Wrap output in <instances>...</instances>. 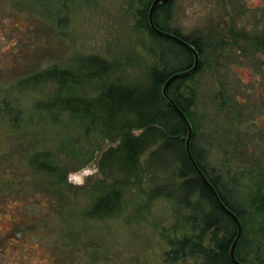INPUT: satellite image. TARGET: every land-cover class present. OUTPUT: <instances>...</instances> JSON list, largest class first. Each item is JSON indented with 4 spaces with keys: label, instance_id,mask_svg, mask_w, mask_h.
<instances>
[{
    "label": "rangeland",
    "instance_id": "obj_1",
    "mask_svg": "<svg viewBox=\"0 0 264 264\" xmlns=\"http://www.w3.org/2000/svg\"><path fill=\"white\" fill-rule=\"evenodd\" d=\"M152 1L0 0V264H171L164 254L184 238L216 252L225 234L205 228L203 220L217 214L198 192L184 201L176 161L154 155L161 141L144 151L129 176L121 154L110 166L100 164L106 151L120 146L121 131L36 108L58 95L94 100L106 87L121 85L135 90L137 99L119 124L164 109L163 87H152V73L181 72L190 58L149 32L142 13L148 17ZM169 3L168 14L159 11L155 21L201 53L196 73L174 85L180 102L188 104L190 146L217 190L246 210L247 176L260 172L258 160L264 162V133L252 124V107L244 109V124L238 120L235 97L243 93L232 72L234 53L230 46L219 48L218 40L232 24L264 29V0ZM90 56L114 69L103 80L84 78L63 88L33 78L52 67L78 75L81 60ZM45 152L59 174L30 165ZM111 188L121 193L120 208L88 217L94 201ZM249 226L238 259L264 264V243ZM203 260L197 254L172 264Z\"/></svg>",
    "mask_w": 264,
    "mask_h": 264
},
{
    "label": "trees",
    "instance_id": "obj_2",
    "mask_svg": "<svg viewBox=\"0 0 264 264\" xmlns=\"http://www.w3.org/2000/svg\"><path fill=\"white\" fill-rule=\"evenodd\" d=\"M170 3L166 5H159L156 7L153 13V22L155 26L163 31L169 32L172 35L179 38L175 32L167 31L161 27L158 22L155 21L156 15L159 11H165L168 14V8ZM142 21H147V16H145V11L142 13ZM146 24V23H145ZM144 24V26H145ZM148 30L155 37L159 38L163 43L173 44L178 46L182 53L188 55L191 58V54L188 53L181 45L179 46L171 39H166L161 36H157L153 33L149 26ZM187 42L184 38L180 37ZM196 50H198L197 45L191 42ZM189 65L182 70L188 69ZM79 74L74 75L68 70H61L56 67L47 69L41 74L34 75L35 80H54L58 84L59 88H63L67 85L79 84L81 79H90V80H103L104 76L107 73L111 72L114 67L113 64L102 60L99 57H84L79 64ZM176 72V71H175ZM173 74V73H172ZM151 85L156 90H160L163 84L170 78L171 73L166 71H159L152 73ZM181 80H176L171 82L169 87L166 89L167 97L172 99L177 107L182 111V113L187 117L190 122V117L188 116V104L181 103L179 96H176L177 87L174 86L177 82ZM136 91L131 88H126L121 85L117 86H108L100 96L96 97L94 100H87L80 97H62L58 95L52 100L39 103L36 108L39 111H45L51 115L57 113L69 112L72 115H76L81 119L88 120L91 125L100 124L101 127L106 132L121 131L122 139L121 144L118 148H110L106 151L100 161L101 167L110 166L120 154L123 157L124 165L123 170L129 176L132 175L133 167L137 164L138 158L149 149L152 144L157 141H161V144L155 149L154 155L157 159H161V156L170 157L175 160L177 163V168L175 169V174L178 178H181L183 181L179 185V190L183 191L185 194L184 201L186 200L189 193H199L200 197L206 203H210L213 209V212L217 214V217L209 216L203 220L204 227L213 226L217 232L222 231L225 235L224 238L216 244V252L209 251L204 248L200 242L192 241L191 239H181L178 241H173L170 243V249L164 254V261L166 263H177L179 260H184L189 256H194L197 254H202L204 260L202 264H232L228 255V251L232 246V242L236 237L235 226L232 219L213 201L211 193L199 180L197 173L193 170L191 161L188 159L186 150H185V138L187 135V128L184 123V120L180 118L176 110L173 107H170L167 100H165L164 109L160 111L152 112L148 115H140V118L135 124H119V119L122 114L129 110L135 104L136 101ZM135 129L140 131L139 135L131 133ZM192 150V158L195 160L199 166V160L197 158L192 145L190 146ZM158 154H162L161 156ZM163 156V157H164ZM30 165L44 173H49L52 175L59 174L58 167H54L49 162L48 153H39L34 155V159L31 160ZM200 168V167H199ZM203 170V169H202ZM205 175V174H204ZM206 176V175H205ZM206 178H208L206 176ZM209 180V178H208ZM211 181L212 185L217 189V182ZM164 194L168 195L167 192ZM221 201L231 210V202H228L224 195L220 192ZM122 203V196L118 189L111 188L101 194V196L96 199L93 205L90 207L89 212L87 213L88 217L101 218L102 216L111 215L113 212L117 211ZM235 255L238 259L237 248L235 249ZM242 263L246 262L244 259H238Z\"/></svg>",
    "mask_w": 264,
    "mask_h": 264
},
{
    "label": "flooded vegetation",
    "instance_id": "obj_3",
    "mask_svg": "<svg viewBox=\"0 0 264 264\" xmlns=\"http://www.w3.org/2000/svg\"><path fill=\"white\" fill-rule=\"evenodd\" d=\"M238 27L239 25L232 24V29L227 31V33H224L225 37L222 38L224 34H220L218 47L223 49L225 45L230 46L234 53L232 72L235 73L236 82L240 83V91L243 93L242 95H236L235 97V104L237 105L236 115L240 124H244L245 115H243V112L245 107H252L254 111L251 115L252 117L254 116L252 124L258 129V131L264 133V29L251 31L246 29L239 30ZM189 44L192 43L190 42ZM197 53L199 55V63L201 66V53L199 51H197ZM222 61H224V59H222ZM192 62L193 57L191 55L189 68L192 66ZM260 161L262 160H258L259 164L257 163V167L261 168L260 172L256 174L252 173L247 176L249 182L248 187L250 190L247 199V209L245 210L238 206L236 208L234 204H231V210L229 211L234 213L240 225L241 233L246 224L250 225V230L254 229V233H256L257 236H260L259 239L264 243V162L260 164ZM214 189L218 192V195H220V191L215 187ZM244 216L247 217L246 222L243 221ZM233 223L237 235L238 224L234 221ZM242 240L243 233L241 234L236 248L240 245ZM2 252L0 244V256ZM254 264L259 263L254 262Z\"/></svg>",
    "mask_w": 264,
    "mask_h": 264
},
{
    "label": "water",
    "instance_id": "obj_4",
    "mask_svg": "<svg viewBox=\"0 0 264 264\" xmlns=\"http://www.w3.org/2000/svg\"><path fill=\"white\" fill-rule=\"evenodd\" d=\"M169 1L170 0H153L149 6V9H148L147 23L149 24L150 30L153 33H155L157 36L159 35V36L166 38L168 40L169 39L173 40L179 46L181 45L188 53H190L193 57V62H192L193 64L188 69L182 70L181 72H175V73L171 74L170 78L162 85L163 86L162 95L168 101V104L170 105V107H173L176 110L177 114L180 116V118H182V120H184V123H185L186 128H187V135L185 138L186 139L185 140V150H186L188 159L191 161L193 170L197 173L199 180L203 183V185L211 193L213 201L217 204V206L223 212H225L235 223L238 224L237 235H236L234 241L232 242V246L230 247V249L228 251L230 261L232 264H245V263L239 262L236 258V255H235V249H236L237 243H238V241L241 237V234H242L241 229H240V225H239L234 213L229 211V209L221 201L220 196L218 195V192L215 191L211 182L206 178L203 171L200 170V168L197 165V163L195 162V160H193L191 150H190V143L192 140L191 139L192 128L190 127V123L187 120V117H185L184 114L182 113V111L179 109V107H177L176 104L174 103V101L172 99H170L169 97H167V94H166V89L169 87L171 82H173L175 80H181L184 78L191 77L194 73H196V71L200 67L199 55H198L196 49L194 48V46L192 44L185 42L181 38H177L176 36L172 35L169 32L167 33V32H163V31L159 30L158 28H156V26L153 22V13H154V10L156 9V7L159 5H166Z\"/></svg>",
    "mask_w": 264,
    "mask_h": 264
}]
</instances>
